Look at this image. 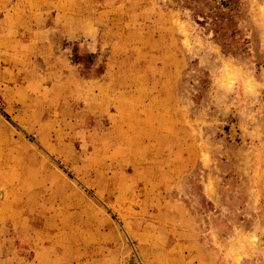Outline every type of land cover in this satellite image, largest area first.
<instances>
[{
    "label": "rangeland",
    "instance_id": "rangeland-1",
    "mask_svg": "<svg viewBox=\"0 0 264 264\" xmlns=\"http://www.w3.org/2000/svg\"><path fill=\"white\" fill-rule=\"evenodd\" d=\"M53 1L0 0L13 264H264V0H78L85 45Z\"/></svg>",
    "mask_w": 264,
    "mask_h": 264
},
{
    "label": "crops",
    "instance_id": "crops-1",
    "mask_svg": "<svg viewBox=\"0 0 264 264\" xmlns=\"http://www.w3.org/2000/svg\"><path fill=\"white\" fill-rule=\"evenodd\" d=\"M91 6H93V5L91 4ZM41 8L43 9V7H41ZM79 9L88 11V2H85L82 6H78V0H54L53 6H52V10L54 11L53 22L59 28L62 29V31L65 33V35L67 34L66 38L68 40L71 39V40H78L80 42L83 41L80 44L85 45L86 42L84 41V39H86L88 37V25H90V28H95V24L92 21L88 22V16L78 17L76 13ZM92 9L95 10L96 13H99V12L102 13L103 11H105V6H100V7L95 6ZM31 25H32V23H31ZM36 27H37V29H42V30L45 29L44 24L41 26H39V24H38ZM38 32H40V30ZM91 32L93 33V30ZM99 33L100 32H97V35ZM18 39H19V41H21L22 45L24 43V46H26L30 43H31L30 44L31 46L38 45L40 43L38 40H34L31 42H29V41L22 42V38H18ZM40 46H44V44H40ZM26 48H27V46H26ZM9 67H11V66H9ZM15 68H16V72L19 75H26V74L32 75V73L37 70L36 65L31 66V68L27 72L23 71V69L26 67L21 68V67H17V65H14L11 70H13ZM39 68L43 69V72L45 74H47L48 69L50 67H48V66L43 67L42 66ZM51 70H52V68H51ZM71 71L73 72V74H76L73 70H71ZM111 71H114V73H116V74L119 73L118 69H116V70L112 69ZM78 74H79V72H78ZM98 75L92 74V77L98 76ZM100 75L101 76L98 78L93 77L91 79H88V83L89 82L92 83L94 81L97 85L98 84L101 85L103 82V77L106 75V73L103 75L102 74H100ZM92 79H94V80H92ZM57 83H59V82H57ZM88 88H91V87H88ZM101 88H103V86ZM97 93L98 92L93 91L92 94H96L95 96H93L92 94H90V91L88 92V118H90V119L93 117H96V118L100 117L101 118V117H103L104 113H106V112L108 113V108H107L108 105H106L107 96L105 94V91L100 90L101 104L96 103V101L99 98ZM90 95H92L93 97H98V98H93V97L89 98ZM114 113H117V112H112V114L110 113L109 116L113 115ZM4 186H6V185L4 184ZM0 187H3V186L0 185ZM0 202H1L0 204L2 206L1 207L2 212H0V229H1V224L2 225L6 224L8 222V218H12V215L10 217L5 216V215L11 214L10 210H12V209L14 210L17 205L10 204V206L7 207L8 203L6 200L5 201L1 200ZM2 235H5V236L2 237ZM16 236L20 240V237H19L20 235L17 234ZM13 237H14V235L10 232L5 233V232L0 231V264H13L15 261V258H16L15 255H17L18 252L13 251V250H17V249H12V247L10 245L11 239ZM5 244L9 245L10 251H7L8 249H6V250L3 249V246ZM34 246H38V244L33 245L32 247H34ZM38 249H39L38 247L34 248V258L31 261L32 264H34V263L35 264H42L41 259L38 256Z\"/></svg>",
    "mask_w": 264,
    "mask_h": 264
},
{
    "label": "trees",
    "instance_id": "trees-1",
    "mask_svg": "<svg viewBox=\"0 0 264 264\" xmlns=\"http://www.w3.org/2000/svg\"><path fill=\"white\" fill-rule=\"evenodd\" d=\"M186 3H193L196 2L197 0H184Z\"/></svg>",
    "mask_w": 264,
    "mask_h": 264
}]
</instances>
